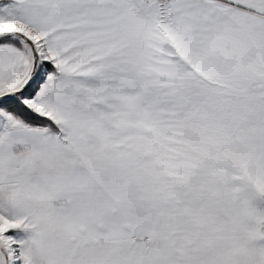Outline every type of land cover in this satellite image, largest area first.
<instances>
[{"label":"snow or ice","instance_id":"obj_1","mask_svg":"<svg viewBox=\"0 0 264 264\" xmlns=\"http://www.w3.org/2000/svg\"><path fill=\"white\" fill-rule=\"evenodd\" d=\"M0 264H264V0H0Z\"/></svg>","mask_w":264,"mask_h":264}]
</instances>
